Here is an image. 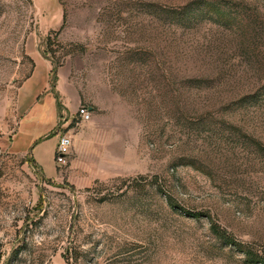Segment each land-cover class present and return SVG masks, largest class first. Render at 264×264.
<instances>
[{
    "label": "rangeland",
    "instance_id": "rangeland-1",
    "mask_svg": "<svg viewBox=\"0 0 264 264\" xmlns=\"http://www.w3.org/2000/svg\"><path fill=\"white\" fill-rule=\"evenodd\" d=\"M194 1L0 0V264L264 260V0ZM38 57L92 115L47 173L10 144Z\"/></svg>",
    "mask_w": 264,
    "mask_h": 264
},
{
    "label": "crops",
    "instance_id": "crops-1",
    "mask_svg": "<svg viewBox=\"0 0 264 264\" xmlns=\"http://www.w3.org/2000/svg\"><path fill=\"white\" fill-rule=\"evenodd\" d=\"M35 67L18 92L20 120L11 135L13 153L31 154L35 166L45 173L50 172L55 162L58 140L77 112L79 99L73 103L63 100L59 90H51L52 67L45 59H34ZM58 91V95L57 92ZM91 112V109L88 108Z\"/></svg>",
    "mask_w": 264,
    "mask_h": 264
},
{
    "label": "trees",
    "instance_id": "trees-1",
    "mask_svg": "<svg viewBox=\"0 0 264 264\" xmlns=\"http://www.w3.org/2000/svg\"><path fill=\"white\" fill-rule=\"evenodd\" d=\"M226 5H227V3L223 2L221 0H215V1L196 0L191 4L186 3L182 8L183 13L180 15H175L174 18L180 22H188L189 19L191 20L190 22H192L194 20V18H190L188 14L193 11L195 13L203 15V17L212 13L220 21L226 22L227 21V16H226V12H225V6ZM174 13L178 14L177 11H174ZM184 15L187 17H185ZM177 16H179V17H177ZM192 217L198 218L200 216H199V214H194V215H192ZM69 251H70V255L72 256L71 258L74 260V262L77 263V261L79 259V255H80L79 252L77 251V248H72ZM252 259H253V262L255 264H261L264 262V260L259 255L253 256Z\"/></svg>",
    "mask_w": 264,
    "mask_h": 264
},
{
    "label": "built area",
    "instance_id": "built-area-1",
    "mask_svg": "<svg viewBox=\"0 0 264 264\" xmlns=\"http://www.w3.org/2000/svg\"><path fill=\"white\" fill-rule=\"evenodd\" d=\"M77 120L79 123H87L91 120V112L86 107H81L77 110ZM1 134V129H0ZM72 146V141L67 134H63L60 136L58 140V144L56 146L55 151V162L61 166L66 164V159L70 154Z\"/></svg>",
    "mask_w": 264,
    "mask_h": 264
}]
</instances>
